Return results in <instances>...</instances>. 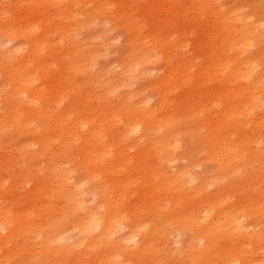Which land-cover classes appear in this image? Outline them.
<instances>
[{
    "label": "rangeland",
    "instance_id": "1",
    "mask_svg": "<svg viewBox=\"0 0 264 264\" xmlns=\"http://www.w3.org/2000/svg\"><path fill=\"white\" fill-rule=\"evenodd\" d=\"M58 1L59 3H57V0H0V184L3 181H8L4 185H0V188H2L0 190V203H2L0 204V208L2 207L0 209V264H231V259H235L238 264H254V262L242 263V253H250L254 256L260 254V258L264 259V242L261 243L257 237L254 236L252 240H248L247 244L243 243V247H240L242 237L240 239L236 232L231 233V230L223 227L219 233L214 234L216 246L210 248L206 238L207 233L202 229V224L199 221L197 222V217L190 220L184 219L186 215L195 214L194 210L202 207L205 201L212 200V202H215L220 199L218 209H221L222 204H224V206H237L239 209L245 210V213L250 214L248 220L251 223L253 222V230L264 236V215L261 214L264 211V206L261 205L262 211L256 210L254 206L256 193L264 192V154L260 153L261 149L264 150V147H262L264 146V109L261 108V111L256 112L255 118H258L259 121L256 120L255 123L249 126L244 125L243 121L235 117L232 120V123L235 122V127L227 133L228 140L233 143L238 142L246 134V136L255 140L259 139L260 143L262 142V148H258L259 151L253 152L256 149L253 144L254 148L248 150L249 147H246L247 151L242 148L243 145L239 144L232 158L221 157L222 155L229 156L231 154L227 150L225 154L212 159L210 158L213 154L211 150L212 140L209 138L212 130L207 127V115L202 113L199 108L187 112L186 108L192 95V87L180 89L175 95L169 97L168 105L170 112L173 115H178L179 124L175 129L180 131L179 138L182 139L183 145L175 153V157L178 158L176 168L168 169H175L177 172L184 174L189 171L191 175L198 178V184L205 179L209 181L215 179L214 184L212 187L199 192L193 188L192 190L187 188L181 191L169 190L172 186H178V183L169 184V175L172 172L166 169L163 161L161 162V155L158 154L155 158H139L137 150L132 149V159L127 162V168H121V175L105 174L103 177L99 175L98 179L95 178L98 181L100 180L101 184L103 182L101 187L106 185L107 193L114 196L113 201L106 207L101 205V202L103 203L105 200L102 199L101 192L99 193L96 190L100 183L91 178L87 171L88 168L85 164H81L80 159L76 160L79 157L72 155H77L81 149L80 145H82L83 137L81 135L93 131V128L87 127L81 131L80 136L78 135L79 137L73 145H70L71 148L69 144L66 145V140L60 139L63 132L68 130L67 128L82 119L87 101L103 107L107 103L105 101L109 98L106 96L111 92L113 86L119 82L122 67L129 59L128 42L132 37L130 28L120 20L121 15L128 12V15L130 13L134 15V20L139 23L140 30L146 37L145 40L147 41L144 42H147L145 46H148V48L146 49L152 55L150 61L142 66L144 68L138 69L134 77L135 80L129 81L126 86L119 88L116 90L117 92L115 91V100L120 99L123 105L125 104V107L129 106L128 108L133 112L135 105L140 101H143V106L148 108H155L154 106L159 103L160 97L154 85L167 74V63L164 58L167 52L172 51L173 46L187 45L182 51V47H175V50H177V53L179 51L188 56L197 65L196 70L191 73L194 77L202 72H204L203 77L207 75L205 69L200 71L201 66L207 61L214 62L215 58L213 57L215 55L220 56L221 59L231 61L234 64L233 68L238 65L236 63V52L239 54L242 63L248 61L249 57L264 62V0H111L109 3L98 0H83L84 3L81 5H77L74 0H63L61 3L60 0ZM129 2L132 6L128 5ZM125 4L127 5L124 6ZM174 14L177 16L176 20L172 17ZM123 17L127 16L123 15ZM171 19H174V21H170ZM35 21L38 22L35 28L38 29L39 40L45 44L49 43L50 48L53 50L51 52V49L47 48L45 51H47L46 57L53 56L47 59L52 64L55 75L46 73V76L38 81L39 91L41 92L45 88L46 96L42 108L40 110L36 109L33 113V110L26 108L25 95L22 94L23 96L19 95V97L10 100L8 97L10 89L3 93L5 83L3 71L8 69L4 64L3 56L10 49L16 51L15 48L21 50L20 53L23 55L31 53V37L24 35L33 28ZM12 26L17 29L15 41L8 40L2 34V29L9 30ZM248 26L251 28H248ZM177 29L180 30L179 34L176 32ZM240 29H243V31H240ZM70 30L73 31V34ZM240 32L249 34L246 37L249 39L248 45L242 50L238 49L239 46H237L239 44L237 34ZM149 35H156V37H148ZM155 42L158 43L159 49L155 47ZM167 47L168 49L165 50L164 48ZM97 52H99V56H95L97 60H94L95 57L93 56L92 59L89 53ZM156 57L158 61L155 60ZM75 60L80 67L88 60L96 61H93L96 65L90 62V66H92L86 68L87 72L71 73L70 71L75 79L73 83H79L78 94L73 95L64 103H56L54 100L57 98L56 91H66L68 87L63 82L69 71L66 62L71 63ZM80 62L84 64L80 65ZM11 63L13 65L17 64L15 61H11ZM38 65L36 59L34 66L37 67ZM255 75L256 79L264 76V65L255 70ZM204 81L202 78L201 84L198 85L201 92L206 90V82L209 83L210 87L223 89V86L216 80L207 79ZM106 86H109V89ZM134 92L135 97L129 99L130 96H134ZM100 97H103L104 103L99 100ZM250 97L251 94L243 99H249ZM195 98L200 102L204 96L199 93ZM214 99L218 103L225 102L222 93L216 94ZM73 104H76V107L74 106L72 109L76 108L77 110V112L74 110L76 112L75 119L72 118L74 120L68 123L65 121L63 125L58 126L59 129L54 125L55 120L61 115L62 110L65 111ZM38 105L41 106L42 103L38 102ZM179 107L182 108L180 112H178ZM212 108L218 116H220L218 113L226 111L225 105ZM13 109L18 111L25 109L27 112L22 113L21 116L18 112H11ZM46 109L47 112H45ZM114 111L116 109L111 112L114 113ZM114 116L113 118H117L115 114ZM118 116L121 117L122 114L119 113ZM22 118L29 125L25 131L21 129L22 126H19L21 125L19 120ZM96 118L99 122L102 121L105 130L108 129V132L106 131L107 138L105 137L106 141L109 139L107 143L113 144V147L118 146L117 129L108 121L104 122L105 117L102 114H99V117L97 114ZM118 124H120V121ZM64 125L66 128L63 127ZM54 127L56 128L54 129ZM158 129L155 124L152 132L149 133L150 135L148 134V138H144L145 140L143 139L142 142L133 139V136H131L127 140L128 146L131 143H140L141 147L146 148L150 142L163 141L168 131ZM238 130H243L244 134ZM34 131H38V133L36 132L38 135ZM232 131L236 134L232 135ZM57 136H59V139ZM54 138L58 140L56 141ZM41 139H48L53 142H47V140L42 142ZM45 142L48 143V146ZM43 145H46L50 151L46 150L47 147L45 146V148ZM27 146H29V149ZM116 151L117 149L114 148V154L117 153ZM69 154L70 156H68ZM31 159H34V164ZM63 160L64 162L71 160L77 167L73 162L70 164L66 161L65 163L69 165L67 166L63 163ZM202 161L204 165H197ZM108 162L111 163L112 160L108 159ZM83 165L85 168H83ZM124 165L123 161L118 160L115 167L120 168ZM62 166H67V168L64 167V170L57 169ZM47 167L49 168L47 169ZM157 167H159V172ZM162 169L163 172H161ZM65 170L67 171L65 172ZM165 170H168L169 173H166ZM59 171L64 178L61 174H58ZM63 171L66 173L65 176ZM67 172H71V174ZM67 174L71 178H67ZM75 174H78L77 179ZM58 176H61L62 178H60L63 181ZM186 177L187 175L184 176V178ZM114 179L116 182L128 179V182L123 184L124 187L126 185L127 187L118 188L115 185L116 182L113 181ZM71 180L74 184L78 181L83 182V185L81 187L80 183L74 185ZM55 182H57V185L58 183L61 185V190L59 186L56 187ZM40 183L41 185H39ZM51 184L53 185L50 186ZM69 184L72 186H69ZM62 185L67 186L66 189L63 190ZM68 187H73L74 191ZM81 188L83 189L82 194L80 193ZM48 189L51 190L48 191ZM68 189L72 190V193ZM124 190H126L125 195L122 193ZM45 191H48V194ZM60 191L66 193L62 194ZM84 191H87V194ZM50 192L53 194L51 195ZM76 194L78 197H76ZM63 196H68V198ZM79 197L80 200L81 197L85 198V201H80V204L84 202L85 205H78ZM117 198L121 199L119 209L113 207L114 200ZM261 203H264V200ZM85 206L86 208H84ZM52 208L55 210H52ZM27 210H30L32 214L29 212L30 215L27 216ZM94 210L99 211L104 219L114 217L113 232H108L110 234L104 233L100 228L95 227V224L92 223ZM2 211L6 212L2 214ZM215 212L217 211L215 210ZM82 216L83 218H78ZM137 222L149 225L147 231L139 236V246L144 245L145 248L138 252L128 248L124 242L128 234L135 229ZM88 223L93 225L81 226ZM201 231L202 234H200ZM58 235L60 236L58 237ZM199 235L203 237L200 238ZM58 238L62 241L60 239L59 241ZM255 243L261 244L256 245ZM230 247L232 248L230 249ZM224 248L230 250L224 251ZM215 251L220 254L209 258V255H213ZM208 258L209 260H207Z\"/></svg>",
    "mask_w": 264,
    "mask_h": 264
},
{
    "label": "bare ground",
    "instance_id": "2",
    "mask_svg": "<svg viewBox=\"0 0 264 264\" xmlns=\"http://www.w3.org/2000/svg\"><path fill=\"white\" fill-rule=\"evenodd\" d=\"M62 1L63 0H60V3ZM98 1H105V2H108L109 3V1H111V0H98ZM74 2L77 5H81L82 3H84L83 0H74ZM57 3H59L58 0H57ZM126 5L127 4H125L124 6H126ZM128 5L129 6H132L131 2H129ZM128 13L123 14L124 16H127V17H123V15H121L120 20L123 23H125L124 25L128 26L130 28V30L132 31L131 32L132 33V35H131L132 37L130 38V40L128 42V46H129V49H130V54H129L128 62L125 63V65L122 67L123 70H122V73L120 75V79H119L118 84L114 85L113 88L111 89V92L106 96V97H109V98L105 101L107 103L104 104L103 107L98 106V105H95V103L92 104L91 102L87 101V105L85 107V111L83 110V114L84 115H82V119L79 122L77 120L78 123L75 122V124L73 123L74 125H71L69 128H67L68 130L64 131L63 132V136L60 138L63 141L66 140V142H67L66 145L69 144V147L71 148L70 145H73L74 141L80 136L79 134H80L81 131H83L87 127L93 128V131L87 133L86 135H83V134L81 135V136H83L82 137V141H81L82 145H80L81 146V149L79 150V153L77 155L76 154H72L75 157H79V158H76V160L77 159H80L83 162V163L81 162V164H85V166L88 168L87 169V171L89 172L88 174H90V176H91L92 179L94 178V180H97L99 178V175L103 177V175L105 176V174H108V175H111V174L121 175V172H122V169L121 168H127V162L130 159H132V155H131L132 154V152H131L132 149L137 150V154L139 155V158H144V157H147V158H155L156 155L160 154L161 157H162L161 162L162 161L164 162V166L166 167V169H168V168H176V164H177L178 158L175 157V153L177 152V149H179V148L182 147L183 143H182V139L179 138L180 131L175 129L178 126V124H179L178 123V115H175V114L173 115L170 112V107L168 105V99H169L170 96L175 95L176 92L179 91L180 89L187 88V87H192L191 88V94L192 95L190 96V99H189V102H188V105H187V108H186L187 109V112H190L191 110H194L195 108H199L202 113H205L207 115V120H208V126L207 127L212 130V131L210 130L211 132L209 134L210 135L209 138L212 140L211 141L212 142L211 143V150L213 152V154H212V156L210 158L215 159L216 157H219V155L225 154L226 151L228 150V151L231 152V154L229 156L222 155L221 157H225L227 159H230L235 154L234 152H235V150H237L236 148H237V145H239V144L243 145L244 147H242V148L243 149L245 148L246 151H247V148L246 147H249L248 150H251V148H254V146H255L256 149L253 152H257V151H259L258 148L264 147V146L261 147L262 142L260 143L259 139L255 140V139H253V138H251L249 136H246L247 134L245 136L241 137V139L238 140V142L234 140L235 143L230 142L228 140V137H227L228 131L231 128H234L235 127V125H234L235 122L232 123V120L235 117L236 118H239L241 121H243V124L244 125H248V126L250 124L255 123L256 120H257V122L259 121L258 118H255L256 117L255 115H256V112L257 111H261V108L264 109V92H262V91H264V76L259 77L258 79H256L255 70H258V68L260 66L264 65V62L260 61V59L256 60V58L249 57V60L246 59L248 61L245 60L246 62L245 63H242V61L239 58V54L236 52V63L238 65H236L233 68L232 66H234V64L231 61H228L226 59H221L220 56L215 55L213 57V58H215L214 59L215 60L214 62L210 63L209 61H207V62L203 63V65L201 66L200 71H203V69H205L207 75H205L203 77V73L204 72H202L200 75H197L196 77H194V76H192L191 73H193L196 70L197 65L188 56L183 55L182 52L180 53L179 51L177 53V50H175V47L176 48L177 47H182L181 48V51H182V49L183 48H186L185 46H187V45H184V46L181 45V44L180 45H176V46H173L172 47V51L170 53L167 52L166 57L164 58L165 61H166V63H167V66H166V70H167L166 72H167V74L165 73L166 74L165 77L161 78L156 83V85H154L155 86V90L157 91V93H158V95L160 97L159 103H157L156 106H154L155 108H150V107L148 108L146 105H145L146 107H144L143 106V101H140V102H138L135 105V109L133 110V112H131L130 109L128 108L129 106L128 107H125V104L123 105V103H122V101L120 99H116L117 100L116 101L115 100V94L117 92L116 90H118L119 88H122V87L126 86L129 81L135 80L136 78L134 79V77H135L138 69L141 68L144 64L148 63L150 61L149 59L152 58L151 52L147 51V49H146V48H148V46L147 47L145 46V44L147 42L146 43H144V42L147 41V40H145L146 37H144V35L142 34V32H141L142 30H140L139 23L136 20H134V18H133L134 15L132 13H130L129 15H128ZM172 17L175 20L177 19V16L175 14L172 15ZM174 19H171L170 21H174ZM28 21L29 22H32L30 20H28ZM36 25H38V22L35 21V25L33 26V28L30 29V30H28L25 33V35H24V36L31 37L30 38V40H31L30 41V48H31V53L30 54L23 55V54L20 53L21 50H17V48H15L16 51H14L13 49H10V50L6 51L7 53H5L4 56H3L4 57V60H5L4 61V64H5L6 67H8V69H5L3 71V75L5 76V83L3 85V93H4V91H7V89H10L8 91V97H9L10 100H12L15 97H19V95H22V94L25 95L26 98L25 97L24 98H25V102H26L25 104L27 106L26 108H30L31 111L33 110V113H35V110L36 109L40 110L42 108L43 103L45 102V96H46L45 88H43L41 90V92L39 91V89H38L39 82L38 81L39 80H42L43 77L46 76V73L55 75L54 68L52 67V64L50 63V61H48V59H47V58H52L53 56L46 57L47 51H45L47 48H49V49H51V48L49 46V43L45 44V43H43V42H41L39 40V37H38V29L35 28ZM248 28H251V27L248 26ZM240 31H243V29H240ZM176 32L179 34L180 33V30L177 29ZM71 33L73 34V31H71ZM2 34L8 40L15 41V39L17 38V29L14 26H12L9 30H7L6 28H4V29H2ZM247 35H249V34L248 33H244V32H240L239 34H237V40L239 41L238 42L239 44L237 45V46H239L238 49H241L242 50V48L247 47V45H248L247 42L249 41V39L246 38ZM70 37H71V35H70ZM148 37L155 38L156 35H149ZM77 38H78V36H77ZM44 39H46V38H44ZM70 39L72 40V38H70ZM150 40H152V39H150ZM148 44H149V42H148ZM155 47L157 49H159V45H158L157 42H155ZM164 49L167 50L168 47L167 48H164ZM223 50H225V49H223ZM52 51L53 50L51 49V52ZM89 55H91V57L92 56L93 57H95V56L97 57V55L99 56V52H97V53H89ZM154 56H156V55H154ZM14 57H15V60H14ZM81 57H83V56H81ZM93 57H92V59H93ZM96 57H95L94 60H97ZM36 59L38 60V63H39V65L37 67L34 66V61ZM155 60H157V57H156ZM11 61H15V62H17V64H14L13 65L11 63ZM88 61L86 63L83 61L85 64L82 62L84 64L82 67H80L78 65V63H77L76 60L73 61V62H71V63L66 62V67L68 68L69 71H68V75L65 76L63 82L65 84H67L68 87H67V90L66 91H61V90H57L56 91V94H57L56 97L57 98L54 99L56 103H58V102H63L64 103L66 100H69L73 95L76 96L78 94L77 91L79 90V83H73V81H75V79L73 78V74H71V73H79L80 71L87 72L86 68H88V66H89V68H91L92 65L90 66V62H93V61H89V62ZM94 62H96V61H94ZM82 63L80 65H82ZM142 68H144V67H142ZM70 71H71V73H70ZM146 72H148V71H146ZM202 78L205 81L207 79L218 81L223 86V89L220 90V89H215L214 87H210L209 83L206 82V85H205L206 86V90L204 92H201L199 90V88H198V85L201 84ZM92 79H93V77H92ZM106 87L108 88L109 86H106ZM259 90H262V91H259ZM199 93H201L204 96V98L201 99L200 102L195 98L196 95H198ZM218 93H222L223 94L224 99H225V102L222 101V102L218 103L217 100L214 99L215 96H216V94H218ZM130 94L132 95V93H130ZM250 94H251V97L249 99H245V100L243 99L244 97H246L247 95H250ZM88 95H90V94H88ZM133 95L134 96H130L129 99H131V97L132 98L135 97V92H134ZM90 96L92 97V95H90ZM175 97L177 98V95ZM99 100L102 103H104L103 97H100ZM95 101H96V99H95ZM38 102L42 103V105L39 106L38 105ZM25 104H24V106H25ZM146 104H150V103H146ZM75 105L73 104L69 108H66L65 111L62 110L63 112L61 113L60 116L57 117V119L54 122V125L58 127V126L63 125L65 123V121H67V123H68V122H71V120H74L75 119V116H76L75 113L77 112V110H76V108H74V110L76 111L75 112L72 108ZM223 105L226 106V111H224V113H218L220 115V116H218L217 113L213 110L212 107H214V106H216V107H218V106L220 107L221 106L222 107ZM170 106H172V105H170ZM105 108H107L108 110H106ZM25 109L20 110V111L13 109V110H11V112H13V113H17L18 112L22 116V113L27 112V111H25ZM115 109H116V111H114V113L111 112L112 110H115ZM181 110H182V108L179 107L178 108V112H180ZM47 111L48 110L46 109L45 112H47ZM107 111H109V113H107ZM119 113L122 114L121 117L118 116ZM97 114H98V117H99V114H102L105 117L104 122L105 121L106 122L108 121L109 124L113 125L117 129L118 136L116 135L117 136L116 139H117V141L119 143L118 146L113 147L112 146L113 144L111 142L110 143L112 145H110V144L107 143V141L109 139L106 141L105 137L107 138L106 131L108 129L105 130V128H103V126H102V123H101L102 121L99 122L97 120V118H96L97 117ZM114 114L116 115L117 118H113ZM72 118H74V119H72ZM261 118H263V117H261ZM109 120H111V121H109ZM119 121H120V124H118ZM19 123H21V125H19V126H22L21 129H23L24 131L29 126L28 123H25L24 118H22L21 120H19ZM155 124L159 128L158 130L165 129L166 131H168L167 134H166V136H165L166 138L163 141H158L157 140L158 143H156V142H150V143H148V145H147L146 148L141 147L139 145L140 143H131L128 146L127 140H129L131 138V136H133V139H135V140H141V142L143 141L144 138H148V134L150 132H152ZM65 125L63 127L66 128ZM55 128L56 127H54V129ZM244 128H246V126H244ZM47 129H49V128L47 127ZM51 130H53V129H51ZM29 131H31V130L29 129ZM61 131H63V130L61 129ZM238 131H241V133L244 134V131L243 130H238ZM34 132L35 133L36 132L38 133V131H34ZM58 132H60V131H58ZM40 133L42 135V131ZM53 133H54V131H53ZM61 134H62V132H61ZM61 134H60V136H61ZM233 134H236V132L232 131V135ZM48 135H49V133H48ZM55 135H56V133H55ZM46 137H48V136H46ZM57 137L59 139V136H57ZM108 137H109V135H108ZM112 138H114V137H112ZM58 139L56 138L55 140L57 141ZM45 140H47V142L50 141L48 139H45ZM45 140H42V142L45 141ZM47 142H45L46 145L48 144ZM61 143H63V142H61ZM25 144L27 145V143H25ZM56 144H57V142H56ZM36 145H37V143H36ZM53 145H54V143H53ZM45 146L43 145V147H45ZM49 146L52 147L51 144H49ZM27 147L29 149V146H27ZM32 147H35V146H32ZM40 148H42V147H40ZM114 148L117 149V151H116L117 153L116 154H114V152H113V149ZM59 149H61V148H59ZM46 150H49L48 147H47ZM54 151H55V149H54ZM30 153H31V150H30ZM72 153H73V151H72ZM260 153L264 154V150L261 149V152ZM35 154H36V152H35ZM41 154H42V152H41ZM31 155H33V154H31ZM68 156H70V154ZM108 159H111L112 162L109 163L108 162ZM31 160L33 161L34 159H31ZM118 160L120 162L123 161V164H125V165L123 167L116 168L115 165L117 164V161ZM46 162H47V160H46ZM65 162L63 160V163H65ZM67 162L71 164V162H73V161L69 160ZM55 163H57V162L55 161ZM59 163L60 162L58 160V165H59ZM76 163L78 164V162H76ZM33 164H34V161H33ZM50 164H51V162H50ZM73 164H74V162H73ZM65 165H67V164L65 163ZM197 165H199V166L201 165L202 166V165H204V163L202 161L201 163H198ZM51 166H52V164H51ZM67 166H69V165H67ZM67 166H62V167H59L57 169L64 170L65 169L64 167L67 168ZM75 167H77V166L75 165ZM48 168L49 167H47V169ZM71 168H72V166H71ZM83 168H85L84 165H83ZM152 170H153V168H152ZM157 170L159 172V167H157ZM168 170H165V172L167 173ZM48 171H50V170H48ZM66 171L67 170H65V172ZM169 171L172 172L171 175H169L170 176L169 177V180H168L169 181V184H173L174 182H177L178 183L177 184L178 186H172V187H170L169 190L172 189V190H175V191H181V190H184V189H187V188L190 189V190H192V188H193L195 191L199 192L201 190L203 191L206 188L212 187V185L214 184V181H215V179L212 180V181L211 180L209 181V180L205 179L200 184H198L197 183V179L198 178L195 175H191L189 171L187 173H185V174L184 173L177 172L175 169L174 170H169ZM161 172H163V169L161 170ZM51 173H52V171H51ZM67 173H70L71 174V172H67ZM58 174H61L60 171L58 172ZM53 175H54V173H53ZM65 175H66V173L64 174V176ZM73 175H74V173H73ZM75 175H76L75 177L77 179V175L78 174H75ZM185 175H187L186 178H184ZM189 175H190V177H189ZM69 176L67 174L66 177L68 178ZM62 177H63V175H62ZM213 177H211V178H213ZM53 178H55V177H53ZM69 178H71V177H69ZM95 178H97V179H95ZM89 179H90V177H89ZM56 180H57V178H56ZM61 181H63V180L61 179ZM113 181H115V179ZM5 182L6 181H3L1 184L4 185ZM49 182H51V181H49ZM71 182H72V180H71ZM126 182H128V179H124V180H121V181H117L115 183V185H117L118 188H125V187H127V185L124 187L123 184L126 183ZM56 183L57 182H55L56 187L59 186L60 187V190H61V185H59V183L57 185ZM65 183H66V181H65ZM77 183H80V181H78ZM77 183L74 184V182H72V184H74V185H76ZM82 183L83 182L80 183V187L83 185ZM99 183H100V185L98 186V188L96 190L99 191V193L101 192L102 199L105 200V202H103V203L101 202V205L104 206V207H106L110 202L113 201L114 196H112L111 194L107 193V191H106V185H103L102 186L103 188L101 187V185L103 184V182H102V184H101V182H99ZM67 184H68V182H67ZM84 184H85V182H84ZM39 185H41V183ZM52 185L53 184H51L50 186H52ZM70 185L71 184H69V186ZM8 186H9V184H8ZM65 187H67V186H65ZM65 187L63 188V190L66 189ZM73 187L72 188L68 187V188L73 190L74 189ZM46 188H47V186H46ZM78 188H79V186H78ZM88 188H89V186H88ZM88 188H87V190H88ZM1 189L2 188H0V190ZM43 189H44V187H43ZM49 190H51V189H48V191ZM72 190H69V191H71L70 193H72ZM126 190H124L122 192L123 195L126 194ZM48 191H45V192L48 194ZM54 191H55V188H54ZM63 193H66V192H63ZM80 193L81 194L83 193V189L82 188L80 189ZM50 194H51V192H50ZM71 196H73V195L71 194ZM74 196H75V194H74ZM225 196H226V194H225ZM63 197H65V196H63ZM76 197H78L77 194H76ZM263 197H264V192H259V193L257 192L256 195L254 196V206L256 207V210H258V211H262L261 205L264 206V203H261V201L264 200ZM65 198H68V196L65 197ZM84 199L81 197V200L82 201ZM81 200H80V197H79V203H78V205L80 204V201ZM120 200H121L120 198L115 199L114 200L113 207L115 206V207H117L116 209H119V207H120L119 206ZM70 201H72V200H70ZM73 201L75 202V200H73ZM220 201H221L220 199L217 200V201H215V202H212V200H207V201H205V203H204V205L202 207H199V208H197V209L194 210L195 214H193V215H186L184 217V219H187V220H190V219H193V218H196L197 217V222L199 221L202 224V229L205 230V232L207 233L206 238L208 239L209 247L210 248H214V246H216V243H215L216 237H214V234L219 233L223 229V227L227 228V230H231V233L232 232H236L237 235L240 236L239 237L240 239L242 237V244H241L240 247H243V243L244 244H247L248 240H252L254 236L257 237L258 240L261 241V243L264 242V236L262 234L257 233L256 231L253 230L254 224H253V222L251 223L248 220V217L250 216V214L245 213V210L239 209L237 206L228 207V206H224V204H222V206H221V209L222 210L221 209H218V204L220 203ZM83 203L80 204V206L81 205L82 206L85 205ZM0 204H2V203H0ZM49 204H51V203H49ZM57 206H59V205H57ZM75 206H77V205H75ZM51 207H52V205H51ZM84 208H86V206ZM52 210H55V209L52 208ZM52 210H51V212H52ZM215 210L217 212L214 213ZM223 210L226 211V212H224ZM49 211H50V208H49ZM3 212H6V211H2V214H3ZM29 212H30V210L27 212V216H28ZM261 214L264 215V211H262ZM78 218H83V216L82 217H78ZM92 218H93L92 223L95 224V227L96 228H100L101 231H103L104 233L105 232L108 233L110 231L113 232V230H114L113 229L114 228V225H113L114 217H107L106 219H104V218L101 217L99 211L94 210V213H93V217ZM76 221H78V220H76ZM88 222H90V221H88ZM3 223H4V221H3ZM92 223H88L87 225H84L85 224L84 223L81 226L93 225ZM76 225H77V223H76ZM86 228H89V227H86ZM148 228H149V225L142 224L141 222H137L135 224V229L130 234H128V236L124 239L125 245L128 248H130V249H132L134 251H137V252L140 251V250H143L145 247H144V245L139 246V242H140V237L139 236H140V234L146 232ZM0 230H1V228H0ZM77 231H78V229H77ZM202 233L203 232L201 231L200 234H202ZM1 234H3V233H1ZM108 234H110V233H108ZM208 235H211L209 237H211L212 240L209 239ZM59 236L60 235H58V237ZM199 237L202 238L203 236L202 235H199ZM59 239L60 238H58V240ZM94 239H96V238H94ZM60 240L62 241V239H60ZM80 242H83V241H80ZM69 243H72V242H69ZM261 243H255V244L256 245H260ZM81 244H83V243H81ZM147 247H149V245H147ZM240 247H238V248H240ZM231 248L232 247H230V249ZM230 249L224 248V251H228ZM241 251H242V249H241ZM218 254H220V253H217L215 251V253L213 255H209V258L214 257V256H216ZM242 257H243V259L241 260L242 263L254 262V264H264V259H261L260 258V254H257V255L254 256L253 254H250V253H246V254L242 253ZM209 258L207 260H209ZM232 258H234V256H232ZM234 262H235V259H231L230 260V263L231 264H238V263H236V262L234 263Z\"/></svg>",
    "mask_w": 264,
    "mask_h": 264
}]
</instances>
